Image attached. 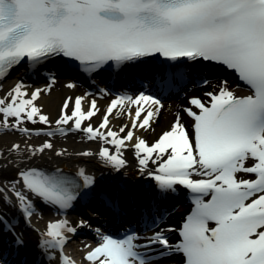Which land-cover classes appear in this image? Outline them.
Listing matches in <instances>:
<instances>
[{"label": "snow or ice", "instance_id": "snow-or-ice-1", "mask_svg": "<svg viewBox=\"0 0 264 264\" xmlns=\"http://www.w3.org/2000/svg\"><path fill=\"white\" fill-rule=\"evenodd\" d=\"M154 55L171 62L221 65L246 85L247 94H236L223 81L218 91L205 93L210 98L207 103L198 97L189 100L193 107L183 111L193 120L191 132L177 114L170 130L151 145L124 127L120 129L126 131L123 137L111 129L100 132L91 124L83 127L99 111L95 101L87 111L82 108L83 97H76L74 105L70 99L64 101L55 122L58 126L71 121L72 128L87 133L88 139L115 145L117 153L125 141L134 140L140 171L155 180L161 194L174 192L177 185L194 194L195 207L179 230V243L171 244L164 230L145 237L143 245L137 243L141 237L134 231L119 239L101 235V242L85 259L91 264H149L140 249L158 245L161 255L180 254L179 264H264V0H0V80L25 59L35 66L64 57L91 74L110 62L120 67ZM178 74H182L179 69ZM46 90L38 88L29 94L24 85L16 83L0 98V130L25 136L64 134L62 127L32 133L23 126L36 123V117L41 124L50 123L34 104ZM159 104L144 93L117 95L99 127L107 128L113 109L124 111L136 105L132 128L147 129L160 111L150 105ZM70 106L69 115L64 109ZM52 147L46 140L39 147L27 145L26 153L31 157ZM10 151L19 153L20 145L13 144ZM99 157L116 171L126 166L120 155L103 146ZM150 162L158 165L156 171L149 170ZM241 173L254 178H240ZM17 174L18 181L0 188V206L12 203L4 195L11 192L25 220L34 215L27 193L66 210L77 199L79 188L90 189L94 184L83 169L77 173L82 185L59 170L46 174L35 167L21 168ZM9 224L0 213V232ZM75 231L67 220L49 223L41 234L40 247L62 250L66 234ZM14 243L22 246L23 241L16 238ZM60 264L74 262L61 251Z\"/></svg>", "mask_w": 264, "mask_h": 264}, {"label": "bare ground", "instance_id": "bare-ground-1", "mask_svg": "<svg viewBox=\"0 0 264 264\" xmlns=\"http://www.w3.org/2000/svg\"><path fill=\"white\" fill-rule=\"evenodd\" d=\"M155 73L156 72L150 74L146 80H150L151 77L155 75ZM57 75V73H51L48 77L49 79L41 81L38 84H34L35 86L30 85L29 77L22 74H18L17 76H14L9 80L0 82V98L5 97L7 93L18 82L24 85V90L29 94L32 91L40 88L39 86H41L42 89H47L46 91L41 93L36 101H34V104L38 108H40L43 115L49 118L50 123L47 125L44 124L46 126V129L52 131L54 130L53 132H55L58 127H62L65 129L64 134L56 133L51 137L45 136L43 134L31 136H25L21 133L7 134L4 133L5 130H0V188H8L11 186V182L18 181L19 176L17 173L18 169L21 168L26 169L35 167L37 169L44 170L54 167L68 166L70 167V169L81 168L88 175L93 174L96 177H101L107 172V170H105L104 163H102V159L99 157V151L101 146L107 149H111L113 147V144L105 143L99 138L95 140L88 139V136L86 137L83 131L73 132L70 130L72 127L70 123L68 125L59 126L55 123L56 120L60 118L61 109L63 108L65 100L70 99V104L74 105L76 97H83L84 99L82 100V108L84 111L88 110V107L93 100L95 101L96 107L99 109V111H97L96 115L91 117L90 120L84 121L82 124L83 127H87L89 124H91L94 129H99L100 132L103 133H106L108 129H111L114 132H119L122 127L126 128V131L127 129L132 127V119L134 116L136 105H128L126 110L124 111H122L119 107L113 109V113L109 115V124L107 128H100L99 126L103 121L106 109L109 107L111 101L115 98L96 95V93H92V95L90 96L82 94L81 91L75 89V87H67V85L70 84V81L64 83L57 78ZM115 82L117 81L115 80ZM49 84H51L50 88H48ZM113 86H115V88H119L117 84H113ZM103 88L104 86L101 87V89ZM193 97H198L201 100H203L204 98V96H202L201 94H193L192 98ZM146 107L149 106L147 105ZM150 107L151 109H155L157 108V105H150ZM189 107H193L189 104V102L185 103L182 100L175 101L174 103L170 104V106L164 113H158L154 115L150 120V127H148L147 129H140L138 127L133 128L134 135L141 137L149 143L154 137L159 138L164 131L170 130V126L175 121L177 114L180 115L182 122L190 132V128L193 122L191 117H189L183 111L185 108ZM69 108L70 110H72L71 106ZM35 120L39 121V118L36 117ZM46 140L52 143V149H47L38 155L29 157V154L26 153L27 145L39 147ZM134 142V140L127 141V144H130L132 147V144H134ZM13 144L20 145L21 151L19 153L10 151ZM58 151L62 152L63 154L58 156L56 154ZM83 152H90L92 153V155H79ZM124 156L127 160V164H133L131 155L128 151H125ZM155 167H157V164H152L151 162L148 165V168ZM125 168L129 169L131 168V166L126 165ZM17 189L22 190L19 184H17ZM7 192L8 191H5L4 194H6ZM27 195L31 198L30 193H27ZM161 205L163 204L161 203ZM0 208L3 209L4 207ZM33 209L35 212L32 222H35V224L38 225L39 232L40 234H42L47 230V225L49 223H52V216L50 214L47 215L46 211H42L40 204H37V202L34 204ZM87 242L91 241L87 240ZM54 263L55 261L51 264ZM88 264H91V262H89Z\"/></svg>", "mask_w": 264, "mask_h": 264}, {"label": "rangeland", "instance_id": "rangeland-1", "mask_svg": "<svg viewBox=\"0 0 264 264\" xmlns=\"http://www.w3.org/2000/svg\"><path fill=\"white\" fill-rule=\"evenodd\" d=\"M220 85L217 84L216 87H212L213 89H218ZM165 110H160L161 113H163ZM68 114V112H67ZM70 115V114H69ZM24 127L28 128L30 130V132H35L34 130H36V132H41V128H43L42 124L36 120V123H32V122H26L24 123L23 125ZM4 133H7V134H15V133H20L18 131H12V130H7L5 131Z\"/></svg>", "mask_w": 264, "mask_h": 264}]
</instances>
